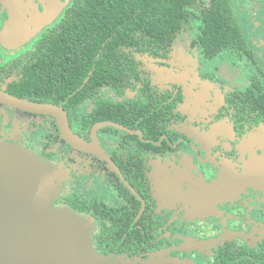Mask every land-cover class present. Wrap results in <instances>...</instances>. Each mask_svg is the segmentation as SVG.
<instances>
[{
    "label": "flooded vegetation",
    "instance_id": "af4514ba",
    "mask_svg": "<svg viewBox=\"0 0 264 264\" xmlns=\"http://www.w3.org/2000/svg\"><path fill=\"white\" fill-rule=\"evenodd\" d=\"M75 1L47 24L26 1L8 30L0 0V93L62 108L78 141L1 101L0 141L59 170L55 208L89 221L111 264H264V0H162L185 16L154 39L81 22L72 55L52 34Z\"/></svg>",
    "mask_w": 264,
    "mask_h": 264
},
{
    "label": "water",
    "instance_id": "95a60500",
    "mask_svg": "<svg viewBox=\"0 0 264 264\" xmlns=\"http://www.w3.org/2000/svg\"><path fill=\"white\" fill-rule=\"evenodd\" d=\"M15 21L28 6L2 0ZM51 7L37 23L63 7L61 0H38ZM21 11V12H20ZM0 101L13 108L57 119L65 138L76 144L62 108L30 103L5 93ZM60 172L34 152L0 141V264H111L92 246V224L69 210H57Z\"/></svg>",
    "mask_w": 264,
    "mask_h": 264
},
{
    "label": "trees",
    "instance_id": "16d2710c",
    "mask_svg": "<svg viewBox=\"0 0 264 264\" xmlns=\"http://www.w3.org/2000/svg\"><path fill=\"white\" fill-rule=\"evenodd\" d=\"M177 9V10H175ZM182 7L173 5L172 2H163L162 0H143V4L137 0H76L71 10H69L67 17L63 21V24L56 30L52 37L54 44L61 50L62 47H72L73 54H76V49L72 44H77L71 37L80 40L81 36L76 32L79 23H86L85 29L87 31L103 30L102 23H119L121 19L123 21H139L144 22L147 26L148 38H157L160 31H172L168 29L173 24L178 23V26L182 23L185 13ZM137 19H133L134 17ZM143 16V17H142ZM208 21V28L216 30L215 24H217L218 38L223 35L221 33V19L218 16L212 14L206 15ZM64 24H68L64 26ZM71 32V33H70ZM92 35L84 34L83 45L84 48L92 41ZM148 45L147 47H149ZM87 50H84L86 53ZM58 54L60 52L58 51ZM40 85L38 79L30 78L25 84L27 87H33ZM39 88H44L40 85Z\"/></svg>",
    "mask_w": 264,
    "mask_h": 264
},
{
    "label": "rangeland",
    "instance_id": "374dc122",
    "mask_svg": "<svg viewBox=\"0 0 264 264\" xmlns=\"http://www.w3.org/2000/svg\"><path fill=\"white\" fill-rule=\"evenodd\" d=\"M2 1V0H1ZM29 2V3H31V4H38V5H42V7H43V9H44V11L46 12V11H48L49 9H51V7L49 6V5H47L46 3H44V2H40V1H38V0H24V2ZM66 1L67 0H61V3L63 4L64 3V5H63V7H57L56 6V10H55V12H54V14H52L51 16H49V19L46 21V19H45V21H44V23L45 24H47L50 20H52L53 19V17L55 16V14H57V12H59L61 9H63L65 6H66ZM25 11V10H24ZM21 12V11H20ZM41 13V12H40ZM17 19V21H15V19L13 20V19H11V22H9V25H8V30L12 27V26H15L16 25V23L18 22V19L19 18H16ZM20 20V19H19ZM14 29L12 28V31H13ZM15 34V33H14ZM17 37V36H16ZM11 38V40L13 39L12 37H10ZM60 178V177H59Z\"/></svg>",
    "mask_w": 264,
    "mask_h": 264
}]
</instances>
